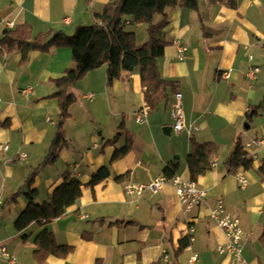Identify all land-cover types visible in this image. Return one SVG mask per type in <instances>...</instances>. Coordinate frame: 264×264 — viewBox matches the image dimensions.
Instances as JSON below:
<instances>
[{
	"label": "crops",
	"instance_id": "1",
	"mask_svg": "<svg viewBox=\"0 0 264 264\" xmlns=\"http://www.w3.org/2000/svg\"><path fill=\"white\" fill-rule=\"evenodd\" d=\"M109 1L0 0V38L23 23L30 25L32 37L55 31L70 35L77 25L93 24L92 14L101 12ZM197 1L198 12L169 7L167 24L156 35L165 42L156 66L173 86L154 95L151 104L149 89L137 70L110 84L106 64L89 71L68 89L75 100L62 126L66 143L59 145L51 165L39 166L58 120L57 99L49 95L55 90L52 80L75 66L71 49L30 51L23 63L18 51L0 46V144L9 145L0 154V240L7 243L17 264H39L33 258V242L43 229L54 234L57 244L73 246V251L64 258L48 255L40 264H95L96 260L101 264H232L229 255L217 251L224 234L208 217L217 198L240 220L243 258L249 264H264V245L259 240L264 230V175L258 170L264 162V145L243 147L264 129L263 109L253 114L264 94V0H234V7ZM162 19L163 15L155 14L153 22ZM126 20L125 30L134 32L137 44L144 43L147 25L131 17ZM176 39L187 48L182 59L176 57ZM250 66L259 71L249 81L245 73ZM227 71L229 77L223 78ZM175 92L181 93L186 124L192 127L176 133L167 128L172 125ZM143 105L147 115L138 122L135 114ZM191 139L217 146L210 159L216 160L215 167L195 180L207 192L202 204L184 211L169 183L139 198L125 193L128 182H148L173 164H177L175 174L187 179ZM237 140L245 152H256L249 168L226 162ZM125 145L127 151L113 159ZM103 166L109 175L88 186L91 175ZM34 168L37 173L28 188L24 182ZM66 170L82 183L80 198L54 220L42 226L32 222L17 231L13 222L27 206L24 193L36 189V201H47ZM238 170L247 179L242 188ZM19 188L22 193L7 201ZM79 211L87 217H79ZM186 236L188 243L176 257L179 241ZM193 254L197 258L191 261Z\"/></svg>",
	"mask_w": 264,
	"mask_h": 264
},
{
	"label": "trees",
	"instance_id": "2",
	"mask_svg": "<svg viewBox=\"0 0 264 264\" xmlns=\"http://www.w3.org/2000/svg\"><path fill=\"white\" fill-rule=\"evenodd\" d=\"M210 1L211 3L226 2L230 7L235 6L234 0ZM175 6L187 7L198 12L197 0H110L101 12L92 14L95 21L93 24L77 25L70 35L55 31L38 33L32 37L31 27L27 23L19 24L13 30H7L3 34L0 38V46L8 52L18 51L21 55L20 62L26 61L30 51L48 52L52 48L69 47L72 60L75 63L74 68L66 69L62 76L52 80L55 90L49 97L57 99L58 120L49 151L39 166L53 164L58 157L59 145L66 143L62 126L65 119L69 117V106L75 100L68 89L89 71L106 64V82L110 84L113 80L123 76L124 73L137 70L141 83L149 89L151 104H154V95L164 93L166 87L173 86L171 81L160 76L156 66V58L163 55L165 48V42L156 35L167 24L165 11L169 7ZM155 14L163 15V19L158 23L153 22ZM126 17H131L135 23L147 25L148 39L144 43L137 44L134 32L125 30ZM253 108V114L260 108L264 111V94L260 103ZM251 115L249 111L247 117L250 118ZM190 144L191 151L186 158L187 179L195 181L199 175L210 169V159L215 154L217 146L211 141L198 143L193 139ZM127 149L128 145H125L122 149L117 150L112 158L121 156ZM226 162L234 168L239 166L249 168L252 158L246 156L240 140H237L234 150ZM37 169L34 168L24 182L28 188L32 184ZM176 170L177 164L166 166L163 169V174L167 178H171ZM258 170L264 175V162ZM108 175V168L100 167L91 175L87 185L93 186ZM62 177V183L52 191L47 201L41 203L36 201L38 194L36 189H29L24 193L27 206L13 222L17 231H22L32 222L42 226L54 220L80 198L82 183L71 177L68 170L63 173ZM21 193L22 188H19L7 198V201L15 200ZM187 238L188 236L180 239L179 247L175 252L176 257L187 245ZM22 239L26 240L27 236L23 234ZM259 240L264 245V230ZM33 243L36 247L33 251V258L39 264L48 255L64 258L73 251V246L57 244L54 234L46 229L36 235ZM95 264L101 263L96 260ZM173 264L178 263L174 262Z\"/></svg>",
	"mask_w": 264,
	"mask_h": 264
},
{
	"label": "built area",
	"instance_id": "3",
	"mask_svg": "<svg viewBox=\"0 0 264 264\" xmlns=\"http://www.w3.org/2000/svg\"><path fill=\"white\" fill-rule=\"evenodd\" d=\"M128 24V21L126 22ZM11 25V23L9 24ZM173 44L176 49V57L182 59L185 57L187 48L182 44L180 40H174ZM249 58H251L249 56ZM259 68L256 66L248 67L245 75L247 79L253 80L258 73ZM223 78L229 77V71L222 73ZM148 108L143 105L135 114V120L142 122L145 120ZM170 116L172 119L171 131L176 133L183 129L190 130L192 127L186 124L184 111L181 104V93H174V100L171 104ZM195 129V128H194ZM264 145V129L262 135L252 138L243 144L245 149L250 147H259ZM9 148L7 143L0 144V154ZM23 157L26 155L23 154ZM246 156L255 157L256 152H246ZM216 160L210 161V167H215ZM237 182L239 187H244L247 184V179L244 176L242 170H238L236 173ZM165 183L171 184L174 189L177 201L184 211H189L195 206L202 204L207 196L205 189L199 187L195 181L185 179L178 174H174L171 178H167L164 174L157 175L153 179L144 183L128 182L124 186L125 193L135 198H139L146 193L155 194L161 190ZM78 216L81 218L87 217V214L79 211ZM208 217L213 220L216 225L222 230L225 241L217 246V251L220 254H227L231 257L232 264H249L242 256L243 250V229L238 217L230 214L224 207L221 198H217L208 212ZM167 258V255H164ZM197 258L196 254H193L190 258L191 261ZM0 262L5 264H17V258L9 250L6 242L0 240Z\"/></svg>",
	"mask_w": 264,
	"mask_h": 264
},
{
	"label": "water",
	"instance_id": "4",
	"mask_svg": "<svg viewBox=\"0 0 264 264\" xmlns=\"http://www.w3.org/2000/svg\"><path fill=\"white\" fill-rule=\"evenodd\" d=\"M167 128L171 130V126H170V125H169V126H167Z\"/></svg>",
	"mask_w": 264,
	"mask_h": 264
},
{
	"label": "rangeland",
	"instance_id": "5",
	"mask_svg": "<svg viewBox=\"0 0 264 264\" xmlns=\"http://www.w3.org/2000/svg\"><path fill=\"white\" fill-rule=\"evenodd\" d=\"M144 24V23H143ZM87 25H90V24H87Z\"/></svg>",
	"mask_w": 264,
	"mask_h": 264
}]
</instances>
